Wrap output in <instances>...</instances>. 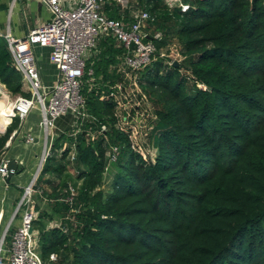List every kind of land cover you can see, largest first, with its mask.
Instances as JSON below:
<instances>
[{
    "label": "trees",
    "instance_id": "1",
    "mask_svg": "<svg viewBox=\"0 0 264 264\" xmlns=\"http://www.w3.org/2000/svg\"><path fill=\"white\" fill-rule=\"evenodd\" d=\"M184 1L186 11L164 0H135L150 13L149 32H161L153 39L155 58L137 71L156 117L147 134L152 159L130 147L118 127L117 101L100 98L109 93L100 73L112 78L109 84L122 78L105 69L123 49L102 37L86 63L81 92L93 118L65 114L72 127L53 138L36 178L50 210L35 206L32 221L44 263L264 264V0ZM103 11L125 21L131 15L114 2ZM173 41L178 66L159 56ZM0 82L26 95L2 37ZM18 125L15 117L0 134V156ZM111 144L119 154L108 163ZM53 215L58 222L48 227ZM50 254L56 259L49 261Z\"/></svg>",
    "mask_w": 264,
    "mask_h": 264
},
{
    "label": "built area",
    "instance_id": "2",
    "mask_svg": "<svg viewBox=\"0 0 264 264\" xmlns=\"http://www.w3.org/2000/svg\"><path fill=\"white\" fill-rule=\"evenodd\" d=\"M39 1L51 12L49 21L29 29L24 37H14L8 31L4 34L0 33V37L6 41L12 66L21 74V88L26 93V95H13L0 82V101L5 105L0 110V114L6 118L5 125L8 126L15 117L19 119V125L11 131L0 156V178L4 180L9 173L13 176L18 172V164L17 169L8 167L10 159L5 155V149L15 140L19 139L20 142L31 147L40 142L41 146L35 174L24 186L11 217L0 232V264H51L41 260L38 246L33 238L35 232L32 221L38 214L33 201L37 190L33 181L50 154L56 120L66 113L81 119L93 118L85 108L81 80L85 74L88 52L96 48L98 40L102 37L112 38L123 51L117 55L116 63L110 68L111 73L112 71L116 74L120 73L122 78L112 84H105L109 88V93L105 94L102 91L100 98L112 97L117 101L118 127L128 134L130 147L133 150L139 152L145 159L151 158L146 156L147 152L141 145L140 139L147 138L151 128L149 120H155L156 117L151 113L149 105L144 106V102L147 103L146 97L137 82V71L146 67L155 58L156 47L153 39L161 38V32L155 31L151 34L148 30L150 13L138 6L133 10L134 0ZM112 2L121 9H129L130 19L125 21L123 18L108 17L103 11V5ZM164 2L169 9L178 8L180 11H186L190 7L184 0H164ZM36 46L49 48L50 62L57 69V77L50 84H45L41 80L34 52ZM159 56L165 54L160 53ZM178 56L169 63L172 64L174 60L179 61L182 56L180 53ZM197 85L202 89L205 88L202 84ZM35 105L39 111L38 137L23 130V122ZM105 130V125L101 124L98 132ZM3 132L0 128V134ZM93 137L94 132L91 133V138ZM147 146L153 148L150 144ZM74 149V145L71 144L67 155L68 171L72 174L76 173L72 166L75 160ZM107 153L110 163L119 154V146L109 145ZM69 190V198H72L74 188L69 185ZM18 214L20 219L11 229ZM55 259L56 255L50 254L49 261Z\"/></svg>",
    "mask_w": 264,
    "mask_h": 264
},
{
    "label": "crops",
    "instance_id": "3",
    "mask_svg": "<svg viewBox=\"0 0 264 264\" xmlns=\"http://www.w3.org/2000/svg\"><path fill=\"white\" fill-rule=\"evenodd\" d=\"M51 16V12L46 5L39 0H0V33L4 34L8 31L14 37H24L29 29L49 21ZM98 43L99 40L97 45ZM114 46L118 47L116 41H114ZM34 52L37 57V66L42 82L45 84L52 83L57 77V69L50 62L49 48L36 46L34 47ZM97 52V48L90 50L87 55L86 63L90 62V64H92ZM116 61L109 64L107 69H105L107 74L111 73L110 68ZM88 74L90 75L89 80H96L93 75L92 67L88 69ZM111 79L112 78L105 80L102 73L98 76V80L102 84H109ZM0 119L6 123L5 117L0 116ZM69 127H72V120L66 118L65 114L56 120V131L62 132ZM0 128H2V124ZM23 130L31 132L36 137L39 136L38 126L30 123L27 118L23 122ZM39 148L40 142L31 147L30 145L20 142L18 139L5 149L6 157L8 159H14L17 162L18 172L13 175L8 182L0 178V216L2 215L0 217V232L11 217L23 192L24 186L27 185L30 178L33 176L32 171L34 168L36 171L35 160L38 157ZM52 225L54 224L47 226L50 227ZM33 238L37 244L36 232Z\"/></svg>",
    "mask_w": 264,
    "mask_h": 264
},
{
    "label": "rangeland",
    "instance_id": "4",
    "mask_svg": "<svg viewBox=\"0 0 264 264\" xmlns=\"http://www.w3.org/2000/svg\"><path fill=\"white\" fill-rule=\"evenodd\" d=\"M137 8V5H136V3H135V0H134V3H133V10L134 9H136ZM174 42V41H173ZM176 44V42H174V44L172 45V46H170L169 48H167L168 50H164V49H162L161 51V53H164L165 54V56H161L162 58H164V59H166V60H168V59H176V58H178L179 56H178V54H179V48L177 47V44ZM179 62V61H178ZM81 83H82V85H85V79L83 80H81ZM130 85H131V83H130ZM130 87H132V85L130 86ZM146 104L147 105H149V106H151L150 104H149V102H144V106H146ZM38 119H39V111H38V108H37V106L35 105L33 108H32V110H31V112L28 114V116H27V120L30 122V123H32V124H34V125H36V126H38ZM0 122H3V121H1V119H0ZM8 126L7 125H3V127L1 128V130H3V131H5L6 130V128H7ZM66 130V129H65ZM65 130H63V131H65ZM62 131V132H63ZM58 133H60V132H58V131H53V134H54V137L56 136V134H58ZM39 134H40V131H39ZM145 139V140H144ZM144 139H140V142H141V145L145 148V150H146V152H147V157H154L153 155L156 153V149L155 148H151L150 146L148 147L147 146V144H149V142H148V140H147V138H144ZM144 140V141H143ZM139 142V141H138ZM51 150H52V147H51ZM51 150H50V152H51ZM56 151V153L58 154V152H57V150H55ZM153 152V154H151ZM39 154L41 153V146H40V148H39V152H38ZM149 154V155H148ZM40 156V155H39ZM36 161V164H35V166L37 167V163H38V157H37V159L35 160ZM34 171H35V168H34V170L32 171V174H35L34 173ZM40 173V172H39ZM38 173V174H39ZM72 174V173H71ZM38 176V175H37ZM71 176V178L73 179V174L72 175H70ZM33 177V176H32ZM31 179V178H30ZM69 180V179H68ZM107 181H108V179H107ZM33 183H34V187H35V183H36V178H35V180L33 181ZM73 183V182H72ZM44 185V184H43ZM107 188L109 187L108 186V184H106L105 185ZM46 187V186H45ZM36 189V188H35ZM42 194H41V192H40V189H38V190H36V192H35V195H34V197H33V201H34V205L36 206V207H38L39 208V210H48V211H50L49 210V206H48V204H49V202L45 199V197H42L41 196ZM35 209H37V208H35ZM53 220H48V219H46L45 220V222L47 223V225H51V224H55V223H57L58 222V217L56 216V215H53ZM19 219H20V214H18V216L16 217V219L14 220V222H13V225H12V227H11V229L16 225V223H18V221H19ZM8 242H9V236L7 237V239H6V243L8 244Z\"/></svg>",
    "mask_w": 264,
    "mask_h": 264
},
{
    "label": "water",
    "instance_id": "5",
    "mask_svg": "<svg viewBox=\"0 0 264 264\" xmlns=\"http://www.w3.org/2000/svg\"><path fill=\"white\" fill-rule=\"evenodd\" d=\"M172 65L173 66H178L179 65V62L177 60H174L172 62ZM8 167L11 168V169H17V163H16V161L14 159H10L8 161ZM11 176H12V174L9 173L8 176L5 178V181L8 182L10 180ZM51 264H53V263H51Z\"/></svg>",
    "mask_w": 264,
    "mask_h": 264
},
{
    "label": "bare ground",
    "instance_id": "6",
    "mask_svg": "<svg viewBox=\"0 0 264 264\" xmlns=\"http://www.w3.org/2000/svg\"><path fill=\"white\" fill-rule=\"evenodd\" d=\"M4 106H5V105H3V104L0 102V110H1L2 108H4ZM7 110H9V109H7ZM0 116H2V115L0 114Z\"/></svg>",
    "mask_w": 264,
    "mask_h": 264
}]
</instances>
